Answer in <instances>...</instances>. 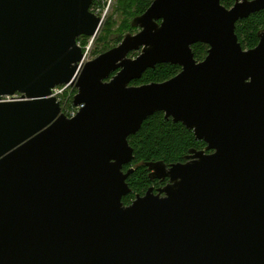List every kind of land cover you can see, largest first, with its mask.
Wrapping results in <instances>:
<instances>
[{
	"label": "water",
	"instance_id": "obj_1",
	"mask_svg": "<svg viewBox=\"0 0 264 264\" xmlns=\"http://www.w3.org/2000/svg\"><path fill=\"white\" fill-rule=\"evenodd\" d=\"M93 3L0 0V264H264V30L250 50L236 34L264 0H155L83 64ZM162 64L181 72L132 85ZM61 86L77 89L73 119ZM156 113L207 147L148 164L168 183L126 206L129 138Z\"/></svg>",
	"mask_w": 264,
	"mask_h": 264
},
{
	"label": "trees",
	"instance_id": "obj_2",
	"mask_svg": "<svg viewBox=\"0 0 264 264\" xmlns=\"http://www.w3.org/2000/svg\"><path fill=\"white\" fill-rule=\"evenodd\" d=\"M155 0H118L115 13L119 16V22L110 19L104 26L100 37L97 39L95 56L103 54L119 45L128 33H135L133 27L135 18L143 15ZM221 4L231 9L235 0H221ZM264 30V11L251 15L236 25V34L244 50H250L259 44V33ZM82 37L78 43L88 41ZM195 59L203 61L209 47L205 44L193 46ZM99 50V51H98ZM131 56H137L136 53ZM181 72L178 66L162 64L155 69L148 70L141 80L132 83L133 86H142L152 83H163ZM129 144L134 150V160L124 171L134 168V173L128 179L132 193L124 198L123 202L129 206L138 195L144 196L151 187L160 188L158 181H152L150 170L147 167L151 163H164L170 166L177 163H185L192 150H204L207 145L197 141L193 131L187 129L181 123L166 120L163 113H156L148 118L141 130L129 138Z\"/></svg>",
	"mask_w": 264,
	"mask_h": 264
},
{
	"label": "rangeland",
	"instance_id": "obj_3",
	"mask_svg": "<svg viewBox=\"0 0 264 264\" xmlns=\"http://www.w3.org/2000/svg\"><path fill=\"white\" fill-rule=\"evenodd\" d=\"M106 0H103L102 3H100V5L98 6L100 9H107V2H105ZM108 1V0H107ZM117 3H118V0H112V3L110 5V8H109V11H108V15H107V18L102 26V29L100 31V33L98 34V36L94 39V41L92 42V39H89L88 41H82L80 43H78L82 48L83 50H86L88 51V57H87V61L89 60H93L95 59L96 57L100 56H95V50L97 48H100V47H97L96 48V43H97V39L100 37V34L104 28V26L106 25V23L114 18V20L118 21L119 22V16L115 13V9L117 7ZM137 29V28H136ZM139 32V30L137 29V31L135 33H128V34H131V35H136L137 33ZM128 34H126L125 36H127ZM124 36V37H125ZM123 41V40H122ZM118 46V45H117ZM116 46V47H117ZM114 47V48H116ZM99 51V50H98ZM110 51V50H109ZM108 52V51H107ZM137 54V53H136ZM138 56V54H137ZM137 56H130L131 58H136ZM77 94V89L75 87H70L68 88L67 90H65L62 94H61V98H62V101L68 106L70 107V105L73 104V99L75 97V95Z\"/></svg>",
	"mask_w": 264,
	"mask_h": 264
},
{
	"label": "built area",
	"instance_id": "obj_4",
	"mask_svg": "<svg viewBox=\"0 0 264 264\" xmlns=\"http://www.w3.org/2000/svg\"><path fill=\"white\" fill-rule=\"evenodd\" d=\"M103 0H94V3L91 7V12L96 15L97 17H100L101 20H102V26L107 18V15H108V11H109V8H110V5L112 3V0H106L105 2H107L108 6H107V9H100L98 6L100 5V3H102ZM102 29V27H101ZM100 29V31H101ZM100 33V32H99ZM98 36V35H97ZM96 36V37H97ZM91 38L92 39V42L94 41V39L96 38ZM84 51V61H83V64L89 62V60L87 61V57H88V51L86 50H83ZM91 61V60H90ZM70 87H73V86H61V87H57L56 89L53 90V94H52V97H55L57 98L58 102L60 103L61 105V108H62V114L65 115L67 118L69 119H73L77 116V114L79 113L80 111V107H75L73 104L70 105V107H68L63 101H62V98H61V94L67 90L68 88ZM20 99V96L19 95H16V96H13V97H6L4 98L5 101H8V102H12V101H16V100H19Z\"/></svg>",
	"mask_w": 264,
	"mask_h": 264
},
{
	"label": "flooded vegetation",
	"instance_id": "obj_5",
	"mask_svg": "<svg viewBox=\"0 0 264 264\" xmlns=\"http://www.w3.org/2000/svg\"><path fill=\"white\" fill-rule=\"evenodd\" d=\"M158 182L161 183V184H165V185L168 183V181H165V182L158 181ZM165 185H161L160 188L164 187ZM151 188H155V190L159 189L158 187H154V186L151 187Z\"/></svg>",
	"mask_w": 264,
	"mask_h": 264
}]
</instances>
